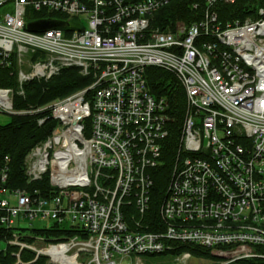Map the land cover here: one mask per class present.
<instances>
[{
  "label": "built area",
  "instance_id": "2783aa9c",
  "mask_svg": "<svg viewBox=\"0 0 264 264\" xmlns=\"http://www.w3.org/2000/svg\"><path fill=\"white\" fill-rule=\"evenodd\" d=\"M235 1H196L198 20L164 25L155 14L169 0H0V68L19 83L0 86V115L56 120L24 157L28 182L48 175V189L8 187L0 153V226L11 242L30 247L18 232L40 220L57 234L36 237L35 258L65 264L200 257L176 252L182 244L227 247L212 264L264 260V0L252 17L220 21L215 6ZM38 19L66 24L28 30ZM71 66L92 81L46 107H14L25 83ZM149 66L170 71L187 102L153 223L152 171L171 117L166 96L148 87Z\"/></svg>",
  "mask_w": 264,
  "mask_h": 264
},
{
  "label": "trees",
  "instance_id": "16d2710c",
  "mask_svg": "<svg viewBox=\"0 0 264 264\" xmlns=\"http://www.w3.org/2000/svg\"><path fill=\"white\" fill-rule=\"evenodd\" d=\"M199 0H170L162 6L155 14V23L167 24L168 22L184 21L191 22L199 19V9H194L192 4ZM247 0H236L232 4H218L214 10L220 21L238 19L243 20L246 14L251 13L254 6L250 7ZM258 4V2H256ZM147 84L150 91L156 96H166L168 100V114L171 119L168 121V136L163 147L161 164L152 171L153 186L150 195L149 221L152 223L158 218L157 211L164 194L170 166L177 148L178 136L186 109L185 92L182 84L168 71L149 66L146 69ZM91 77L79 73L77 67H65L61 72L48 81L31 80L24 84V95L16 96L14 107L22 108L28 104L40 105L57 97H63L79 88L88 85ZM13 76L0 68V86H15ZM56 124V120L50 115L39 125L36 115H11L5 124H0V153L9 156V187L27 186V179L23 172V158L26 152L37 142L45 138L49 131ZM47 183L46 176L35 183L44 186ZM154 230L152 226L149 228ZM38 233L48 237L57 233L50 229L37 230ZM59 235V234H58ZM11 236V230L0 226V241L7 240ZM18 247L6 245L0 248V264H14L17 260L15 252ZM188 250L195 255L207 259H222L227 252V247H200L190 244H182L175 251ZM167 253V252H165ZM164 253V254H165ZM156 255V254H151ZM18 264H50L44 256L35 258V253L23 249ZM17 264V263H16ZM233 264H264L260 259H242Z\"/></svg>",
  "mask_w": 264,
  "mask_h": 264
},
{
  "label": "rangeland",
  "instance_id": "374dc122",
  "mask_svg": "<svg viewBox=\"0 0 264 264\" xmlns=\"http://www.w3.org/2000/svg\"><path fill=\"white\" fill-rule=\"evenodd\" d=\"M170 1V0H169ZM248 2H251L250 3V7L249 8H251L252 6H254V5H256V0H247ZM225 4V3H224ZM166 5V4H165ZM218 5V4H217ZM164 6V5H163ZM160 9V8H159ZM158 9V10H159ZM157 10V11H158ZM252 16H254V13H253V11L251 12V13H247L246 14V16L244 17V19L246 18V17H252ZM243 19V20H244ZM235 20H238V19H233V20H230V21H235ZM238 21H242V20H238ZM182 23H184V21H182ZM170 74H172L170 71H168ZM173 75V74H172ZM174 76V75H173ZM175 77V76H174ZM176 78V77H175ZM15 79V82H16V84H15V86L16 85H19V83L16 81V78H14ZM177 79V78H176ZM15 86H12V87H15ZM85 87V86H84ZM83 88V87H82ZM80 89V88H79ZM76 91V90H75ZM74 92V91H73ZM185 92V91H184ZM72 93V92H71ZM71 93H69V94H71ZM69 94H67V95H69ZM67 95H65V96H63V97H57V98H55V99H53V100H51V101H48V102H46V103H43V104H40V106H44V107H46V106H48L52 101H54V100H56V99H61V98H64V97H66ZM16 97V96H15ZM185 103H187L186 102V95H185ZM31 105H33V104H31ZM28 105H26L25 107H22V108H18V111H20V112H24L23 111V109H25L26 107H27ZM17 115H27V114H24V113H19V114H17ZM45 115H48V113L47 112H44V113H41V114H37L36 115V117L37 118H41V117H45ZM9 119H10V116H8V115H0V124H5V123H7L8 121H9ZM40 125V124H39ZM52 130V129H51ZM51 130L49 131V133L48 134H50L51 133ZM47 134V135H48ZM47 135L45 136V138L47 137ZM45 138H43L42 140H44ZM41 141V140H40ZM34 146V145H33ZM32 146V147H33ZM30 150V149H29ZM28 150V151H29ZM27 151V152H28ZM27 152H26V154H27ZM25 154V155H26ZM25 157V156H24ZM24 159L25 158H23V172H25V168H24V166H25V162H24ZM9 164V163H8ZM2 170V165L0 164V171ZM25 175V174H24ZM46 176V178H47V183H46V185H44V186H38V185H35V183L36 182H38V181H41V180H38V181H30V182H28V177L25 175V177H26V179H27V186H24V187H12V188H23V189H27V188H29L30 186H33V187H36L37 186V188H42V189H44V188H47L48 189V181H49V179H48V175H44V176H42V178L43 177H45ZM8 178H9V165H8V167H7V170H6V181L4 182L6 185H7V182H8ZM8 186V185H7ZM9 187V186H8ZM39 221V222H38ZM38 221H34V222H32L31 223V225H30V227H27V226H25V228H27V229H22L21 230V232L23 233V234H21L20 232H18V234L20 235V237L18 238V242L19 243H25V244H27V245H30V247H27V246H23V248H19V246H18V244H15L14 242H11L12 240H13V235H12V232H11V236L9 237V238H7V240H3V241H0V248H5L6 247V245H8V244H10V245H15V246H17L18 247V250H17V252H15V255H16V257H17V260H16V262L14 263V264H18L19 262H21V260H20V258H19V255H20V252L23 250V249H27V250H30V251H32V252H34V253H36L37 254V250H41L42 251V249H40V247H43V242H39L38 240H37V236L38 237H47V238H49L48 236H45V235H43V234H40V233H38V231L37 230H41V229H49V228H40L39 227V225H40V223L42 224L43 222L42 221H40V220H38ZM20 231V230H19ZM55 232V231H54ZM37 240V241H36ZM36 241V242H35ZM52 240H50V242H51ZM33 247V248H32ZM30 248V249H29ZM171 253V252H170ZM36 254H35V256H36ZM41 256H44L45 258H46V260H47V262L48 263H50V264H60V263H57V262H55V261H53V259L51 260V258L49 257V256H47V255H45V254H43V253H39ZM40 255H38V256H40ZM175 256H173L172 254H169V252H167V253H165V254H156V255H150V256H144L143 258H142V260H143V264H175L176 263V260H175V258H174ZM211 262V260H209V259H207V258H205V257H197V258H195V257H191L188 261H187V264H212V263H210ZM185 264V263H184Z\"/></svg>",
  "mask_w": 264,
  "mask_h": 264
},
{
  "label": "water",
  "instance_id": "95a60500",
  "mask_svg": "<svg viewBox=\"0 0 264 264\" xmlns=\"http://www.w3.org/2000/svg\"><path fill=\"white\" fill-rule=\"evenodd\" d=\"M65 24L66 22L55 19H38L28 22L27 28L31 31H42L50 27L64 26Z\"/></svg>",
  "mask_w": 264,
  "mask_h": 264
},
{
  "label": "bare ground",
  "instance_id": "6f19581e",
  "mask_svg": "<svg viewBox=\"0 0 264 264\" xmlns=\"http://www.w3.org/2000/svg\"><path fill=\"white\" fill-rule=\"evenodd\" d=\"M53 259H54V261L57 262V263H61V261H62V260H61V257H60V256L56 257V255H53ZM61 264H65V261H64L63 263H61ZM68 264H75V263L69 261Z\"/></svg>",
  "mask_w": 264,
  "mask_h": 264
}]
</instances>
